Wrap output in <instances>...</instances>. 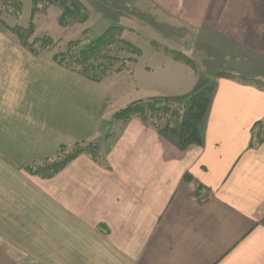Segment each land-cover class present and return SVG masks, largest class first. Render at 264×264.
I'll return each mask as SVG.
<instances>
[{
	"label": "crops",
	"instance_id": "crops-1",
	"mask_svg": "<svg viewBox=\"0 0 264 264\" xmlns=\"http://www.w3.org/2000/svg\"><path fill=\"white\" fill-rule=\"evenodd\" d=\"M124 2L183 29L193 61L141 57L122 99L63 67L56 89L13 83L0 95V264H264V0ZM211 84L202 141L184 149L113 117ZM81 140H96L101 158L30 172Z\"/></svg>",
	"mask_w": 264,
	"mask_h": 264
},
{
	"label": "rangeland",
	"instance_id": "rangeland-1",
	"mask_svg": "<svg viewBox=\"0 0 264 264\" xmlns=\"http://www.w3.org/2000/svg\"><path fill=\"white\" fill-rule=\"evenodd\" d=\"M81 1L88 11L86 12L87 19L83 21L72 20L73 18L70 19L69 16L63 15L62 8L51 0L49 2L46 0H20V2L19 0H0L1 96L13 83H17L18 85L32 84L33 86L36 85V87H39L40 84H47L51 88H55L57 76L52 71L63 67L67 71L78 75L84 81L112 88L114 95L118 99H122L121 95L129 87L128 83L132 82L134 86L136 84L135 74L129 72L136 68V62L141 57V60L152 59L155 53H166L163 49H157V47L152 45V41H157L169 48L179 51L184 50L186 52L185 43L179 40V38H183L179 37L184 34L183 29H179V26L176 24L172 28L165 27L169 25V22H156V13L151 9L145 10V7L127 5L124 0ZM30 20L35 25L30 35L36 36V38L43 37L44 39L41 43L40 41H36L35 46L24 45L15 33L18 32V27H28ZM110 29H112L113 38H121L124 40V43L128 42L134 48H139L142 56H136L137 52L135 49L128 48L125 45L121 46L120 43L111 47H105L104 51L106 49V53L113 55L115 59L104 60L106 64L101 66L98 72L103 75L96 76L97 79L94 76L92 78L73 72L56 59L57 56L60 57L62 53L74 44L77 43V46H84ZM11 39H14L16 43H13ZM30 42L33 41L31 40ZM34 48L37 49L34 50ZM24 51L28 53L30 51L32 56L37 57L38 60H34V58L31 60L26 55L21 54ZM100 51L98 48V53ZM100 56L97 54L96 58ZM135 57L137 59L133 61ZM93 59L94 57L89 60L90 64L95 63ZM84 63L85 61L81 60L79 63L71 64L74 67L85 68L87 71H90L88 69L92 68L85 66ZM102 67H105L106 70H102ZM97 68L99 67L96 66ZM45 70H49L48 76L42 75ZM205 70L206 67L203 71L206 72ZM208 71L210 70L208 69ZM14 75H17L18 78L16 82L10 81V78ZM211 85L213 86V84ZM52 94L55 93L48 92L50 100H52ZM33 95L34 98L40 99L39 93L36 91L33 92ZM71 97L72 95L70 94L68 100H72ZM79 104L81 107L85 104L83 99ZM86 119L87 117L83 120L85 121ZM87 142L97 143L96 140H81L63 147L68 151L78 144L83 145L87 144ZM96 145L98 147L99 144L97 143ZM55 155L56 153L47 158H53Z\"/></svg>",
	"mask_w": 264,
	"mask_h": 264
},
{
	"label": "trees",
	"instance_id": "trees-1",
	"mask_svg": "<svg viewBox=\"0 0 264 264\" xmlns=\"http://www.w3.org/2000/svg\"><path fill=\"white\" fill-rule=\"evenodd\" d=\"M34 1V0H33ZM49 2V0H46ZM56 3L57 6L62 8V14L73 18L72 20H86L87 9L81 0H51ZM20 2V0H19ZM76 14V15H74ZM34 23L30 20L28 27H18V32H15L24 45L35 46L36 41L43 42V37L36 38L32 33ZM122 29V28H121ZM31 31V32H30ZM30 35V36H29ZM38 37V36H37ZM33 42H30V41ZM120 43L121 46H128L136 50V56L141 55L139 48H134L132 44L125 42L121 38H113L112 29L103 32L96 39L90 41L86 45L77 46L74 44L71 48L66 50L61 56H57L56 59L63 65H65L71 71L76 72L83 76H101L103 74L98 73L100 67L106 64L105 59H115L111 54L106 53L105 47H111ZM157 49H163L165 52L173 55L176 59H181L186 62H192V58L182 51L169 48L168 46L151 42ZM100 46V47H99ZM98 48L101 50L98 53ZM37 48H34L36 50ZM101 55L99 58L96 56ZM95 60V65L90 64L89 60ZM137 57L134 58L135 61ZM85 61V66H90L92 69L74 67L71 63H79V61ZM109 63V62H108ZM96 66L99 68L96 69ZM102 70H106L102 67ZM109 72V71H107ZM111 72V71H110ZM93 78V77H92ZM97 79V78H96ZM213 86H207L201 91L192 94L186 99L178 98H150L136 100L123 108L116 111L113 115L115 120L122 121L124 124L128 123L132 118H138L145 126L153 128L160 132L165 137L171 139L178 144L182 149L186 148L192 143H201V131L200 126L205 116L206 109L210 103L213 93ZM83 143V142H81ZM86 143V142H85ZM87 142V144L76 145L71 150L66 151L65 147H61L53 158H47L43 161H38L30 166V172L43 178H49L56 175L59 171L64 169L74 158L80 154H87L94 159H100V148L97 147V143ZM187 178V177H186ZM201 188V185L195 187V192Z\"/></svg>",
	"mask_w": 264,
	"mask_h": 264
}]
</instances>
